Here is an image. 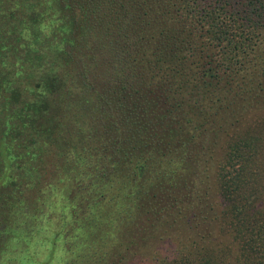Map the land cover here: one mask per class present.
Instances as JSON below:
<instances>
[{"label":"trees","instance_id":"trees-1","mask_svg":"<svg viewBox=\"0 0 264 264\" xmlns=\"http://www.w3.org/2000/svg\"><path fill=\"white\" fill-rule=\"evenodd\" d=\"M264 264V0H0V264Z\"/></svg>","mask_w":264,"mask_h":264},{"label":"rangeland","instance_id":"rangeland-1","mask_svg":"<svg viewBox=\"0 0 264 264\" xmlns=\"http://www.w3.org/2000/svg\"><path fill=\"white\" fill-rule=\"evenodd\" d=\"M133 264H135V263L133 262Z\"/></svg>","mask_w":264,"mask_h":264}]
</instances>
